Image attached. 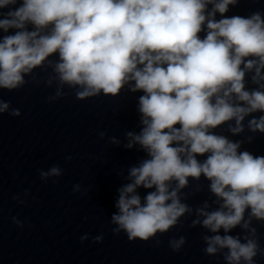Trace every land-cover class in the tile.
<instances>
[{
	"label": "clouds",
	"instance_id": "obj_1",
	"mask_svg": "<svg viewBox=\"0 0 264 264\" xmlns=\"http://www.w3.org/2000/svg\"><path fill=\"white\" fill-rule=\"evenodd\" d=\"M239 3L0 0V89H21L34 70L50 68L45 82H55L56 91L49 102L65 96V86L78 100L117 96L125 87L143 93L140 131L126 132L124 147L146 158L129 167L127 182L117 189L113 233L148 241L194 214L191 227L209 233L202 235L205 255L222 254L226 264H255L264 256L253 226L264 223V155L241 150L244 140L215 131L227 125L232 136L246 127L264 134V115H254L264 113V12L227 17ZM246 78L256 87L248 89ZM5 113L21 115L0 99ZM112 143L120 142L113 137ZM39 174L46 181L62 169L54 165ZM202 177L215 199L193 208L183 190ZM140 189L147 190L143 197ZM236 228L244 235H231ZM185 243L180 236L169 247L178 252Z\"/></svg>",
	"mask_w": 264,
	"mask_h": 264
}]
</instances>
